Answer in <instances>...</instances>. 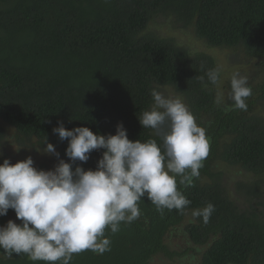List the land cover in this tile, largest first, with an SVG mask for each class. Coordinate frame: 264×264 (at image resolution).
Here are the masks:
<instances>
[{
    "label": "trees",
    "instance_id": "1",
    "mask_svg": "<svg viewBox=\"0 0 264 264\" xmlns=\"http://www.w3.org/2000/svg\"><path fill=\"white\" fill-rule=\"evenodd\" d=\"M161 15L192 27L211 47L244 51L248 77L239 73L252 89L247 111L227 110L233 101L214 103L217 85L208 83L207 71L219 67L212 56L172 38L142 35ZM161 86L185 97L209 139L194 186L185 188L177 178L190 205L161 213L142 198L138 219L122 222L115 234L106 229L110 251L74 254L70 264H151L158 255H182L170 249L167 236L208 203L215 207L208 223L195 217L185 228L195 245L207 246L196 264H264V0H0V119L21 141L52 143L73 170L95 169L105 150L72 162L69 140L53 133L60 122L105 136L115 135L122 123L130 140L155 139L163 147L162 138L139 121L154 104L151 91ZM3 137L0 125V142ZM217 160L255 176L236 187L251 203L249 210L237 205L221 172L212 170ZM13 211L0 216V226ZM0 264L46 262L25 254L9 258L0 249Z\"/></svg>",
    "mask_w": 264,
    "mask_h": 264
},
{
    "label": "clouds",
    "instance_id": "2",
    "mask_svg": "<svg viewBox=\"0 0 264 264\" xmlns=\"http://www.w3.org/2000/svg\"><path fill=\"white\" fill-rule=\"evenodd\" d=\"M220 71L208 70V83L218 85ZM230 83L233 103L227 110L247 111L246 100L252 95L247 78L235 72ZM151 95L154 104L139 121L162 138L163 147L155 139L130 140L122 123L115 135L105 136L89 127L69 130L60 122L53 133L69 140L66 156L72 162H86L93 150H105L95 169L76 166L73 170L71 163L60 159L54 169L38 170L31 156L15 164L8 159L0 164V216L13 209L22 221L9 220L0 226V249L5 256L25 254L32 261L70 264L74 254L110 251L106 229L115 234L122 222L138 219L142 198L147 197L161 213L165 209L183 212L190 205L177 178L185 188L194 186L209 154L206 130L180 98L166 97L156 89ZM214 103L224 104L219 91ZM42 151L59 155L52 143ZM214 211L208 203L192 215L206 224Z\"/></svg>",
    "mask_w": 264,
    "mask_h": 264
},
{
    "label": "rangeland",
    "instance_id": "3",
    "mask_svg": "<svg viewBox=\"0 0 264 264\" xmlns=\"http://www.w3.org/2000/svg\"><path fill=\"white\" fill-rule=\"evenodd\" d=\"M146 34H153L158 38H172L177 44L187 47L193 53L205 52L212 56L221 70V78L217 85V90L223 94L224 103L227 105H229V102H232L230 99V82L233 73H244L248 72L250 69V66L244 59L245 54L241 48L211 47L206 41L197 36L192 27L188 29L181 28L172 17L164 15L155 17L150 22L147 29L142 33V35ZM244 75L248 77V74L244 73ZM160 92L166 97L180 98L194 114L198 123L196 114L184 96L176 93L172 87L161 86ZM0 125L4 130V137L0 142V164H2L5 159H8L12 164H15L16 162L25 160L31 156L34 161V166L38 170H52L56 164L59 163V160L63 159L59 155L44 153L42 149L46 148V146L40 145L37 139H33L30 143L27 141H21L23 138H18L16 129L2 119H0ZM219 148V151L224 149V141L220 142ZM212 170L215 172H221L223 182L228 188V191H230V195L236 201L237 205L243 210H249L251 203L248 202L243 195L236 192V187L239 183L253 181L255 176L249 174L240 166L231 165L224 160L215 161ZM209 181L210 178L205 177L204 182ZM262 187L264 188V183L262 184ZM192 212L193 211L188 213L183 224L174 229L166 239V243L169 245L170 249L172 251H179L182 255L174 256L172 258L158 255L151 261V264H196L201 260L202 254L207 246L195 245L189 239V236L185 231L186 226L195 221ZM9 220H13L17 224L22 223L21 220L17 219L15 211L10 214L8 221ZM7 223L4 226H6ZM186 250L189 251L183 253Z\"/></svg>",
    "mask_w": 264,
    "mask_h": 264
}]
</instances>
